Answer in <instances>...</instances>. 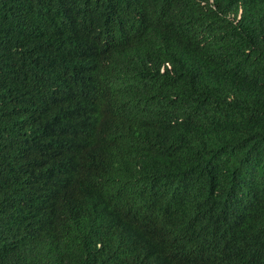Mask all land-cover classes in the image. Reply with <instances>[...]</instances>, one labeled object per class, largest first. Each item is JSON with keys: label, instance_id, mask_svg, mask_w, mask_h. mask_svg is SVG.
I'll use <instances>...</instances> for the list:
<instances>
[{"label": "trees", "instance_id": "trees-1", "mask_svg": "<svg viewBox=\"0 0 264 264\" xmlns=\"http://www.w3.org/2000/svg\"><path fill=\"white\" fill-rule=\"evenodd\" d=\"M166 263L264 264V0H0V264Z\"/></svg>", "mask_w": 264, "mask_h": 264}, {"label": "bare ground", "instance_id": "bare-ground-1", "mask_svg": "<svg viewBox=\"0 0 264 264\" xmlns=\"http://www.w3.org/2000/svg\"><path fill=\"white\" fill-rule=\"evenodd\" d=\"M112 72V71H111ZM114 74V73H113ZM108 81V80H107ZM116 83V82H115ZM139 83V82H138ZM138 99V98H137ZM132 102V101H131ZM135 102V101H134ZM146 104V103H145ZM133 105V104H132ZM156 114V113H155ZM147 115H149V114H147ZM154 115V114H153ZM150 118V117H149ZM158 122V121H157ZM141 127V126H140ZM144 129V128H143ZM98 136V135H97ZM146 138V137H145ZM70 141V140H69ZM68 141V142H69ZM72 143V142H71ZM79 143V142H78ZM75 152V151H74ZM77 156V155H76ZM80 158V157H79ZM84 158V157H83ZM142 172V171H141ZM116 177V176H115ZM26 180V179H25ZM113 180V179H112ZM26 183V182H25ZM121 183V182H120ZM54 185V184H53ZM122 185V184H121ZM102 190H103V188H102ZM100 192V191H99ZM17 193V192H16ZM19 193V192H18ZM94 194V193H93ZM12 196V195H11ZM97 196V195H96ZM18 198V197H17ZM15 199H16V197H15ZM36 200V199H35ZM99 200V199H98ZM40 202V201H39ZM125 212V211H124ZM132 212V211H131ZM108 213H109V211H108ZM118 213V212H117ZM122 214V213H121ZM137 215V214H136ZM116 216V215H115ZM138 216V215H137ZM118 217V216H117ZM111 218V217H110ZM133 222V221H132ZM135 222V221H134ZM113 227V226H112ZM117 227V226H116ZM120 228V227H119ZM141 229V228H140ZM125 230H127V229H125ZM134 230V229H133ZM136 231V230H135ZM131 232V231H130ZM138 232V231H137ZM131 234V233H130ZM140 234V233H139ZM165 238V237H164ZM122 239V238H121ZM150 241V240H149ZM136 244V243H135ZM140 244V243H139ZM154 246V245H153ZM153 249V248H152ZM171 251V250H170ZM154 259V258H153ZM167 264V263H166Z\"/></svg>", "mask_w": 264, "mask_h": 264}]
</instances>
